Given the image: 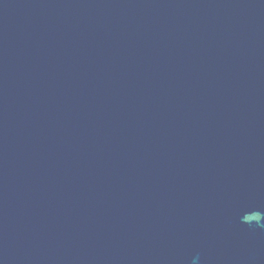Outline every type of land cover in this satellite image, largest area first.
I'll return each instance as SVG.
<instances>
[{
  "label": "water",
  "instance_id": "obj_1",
  "mask_svg": "<svg viewBox=\"0 0 264 264\" xmlns=\"http://www.w3.org/2000/svg\"><path fill=\"white\" fill-rule=\"evenodd\" d=\"M0 264H264V0H0Z\"/></svg>",
  "mask_w": 264,
  "mask_h": 264
}]
</instances>
